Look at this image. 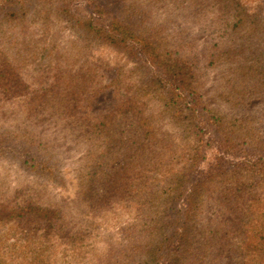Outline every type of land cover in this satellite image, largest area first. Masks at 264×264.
<instances>
[{
    "label": "trees",
    "instance_id": "16d2710c",
    "mask_svg": "<svg viewBox=\"0 0 264 264\" xmlns=\"http://www.w3.org/2000/svg\"><path fill=\"white\" fill-rule=\"evenodd\" d=\"M187 1L199 11L206 5L215 11L208 21L216 26L219 39L215 36L205 52L203 68L217 71L215 91H219L221 100L242 107L248 99L264 95V50L257 46L264 41V17L251 19L253 16L247 15L237 0H218L214 4L209 0ZM183 2L179 0V5ZM65 10L69 12L67 7ZM128 11L125 5L115 8L114 17L99 30L91 27L96 21L91 16L84 29L95 37L102 32L116 33L121 40L139 46L147 67L161 73L159 80L147 82L141 94L121 97L110 110L95 116L81 112L75 102L78 90L73 80L56 75L52 86L31 90L25 66L36 56L39 60L48 56L46 49H33L31 40L26 39L28 32L24 29L41 16L42 10L36 5L24 22L17 9L0 15V99H19L33 114L41 111L42 101L48 99L53 110L65 115L67 124L87 147L77 174L79 202L92 211L133 202L139 220L135 226L130 225L134 226L129 230L132 234L126 231V235L130 242L143 238L148 241L143 251L145 261L264 264V139L253 130V118L213 114L211 109L201 107L204 103L198 88L202 72L195 58L181 55L180 49L169 51V41L163 35L150 34L146 19L133 18ZM44 19L48 27L49 18ZM116 79L99 82L104 90L96 94L110 84L116 86ZM199 117L201 126L212 127L224 146L235 130L249 131L250 140L241 142L245 145L243 158L237 162L219 158L209 171L197 173V155L203 150L202 141L194 140L199 138L195 124ZM14 137L9 131L0 139L10 142ZM192 141L196 145H190ZM32 143L30 146L42 156L49 147L41 141ZM154 166L159 174L155 180L151 170ZM25 196L26 192L20 190L0 203V228L35 222L48 231L46 235L40 232L35 242L31 238L26 241L31 247L25 255L30 257V264H46L43 257L48 248L80 253L83 239L79 231L62 236L59 244L47 246L46 236L61 232L65 214L61 208L35 206ZM197 209L210 210L207 225L201 224L200 218L196 220ZM172 242L176 243L174 247ZM124 252H115L110 264L122 263L127 258ZM0 264L6 263L0 259Z\"/></svg>",
    "mask_w": 264,
    "mask_h": 264
},
{
    "label": "rangeland",
    "instance_id": "374dc122",
    "mask_svg": "<svg viewBox=\"0 0 264 264\" xmlns=\"http://www.w3.org/2000/svg\"><path fill=\"white\" fill-rule=\"evenodd\" d=\"M181 1L184 2L179 5V0H128L130 3L127 4L125 0H0V15L10 9H17L24 22L39 5L42 10L39 21L32 20L24 30L28 32L26 39L31 40L32 48L46 49L48 56L42 60L36 56L25 66L31 90L52 86L56 75L62 80H73L72 84H76L78 90L75 102L80 105L81 112L99 116L110 110L119 98L139 95L149 80H159L161 77L157 68L152 70L147 67L138 45L130 44L126 39L121 40L116 33L108 35L102 32L100 37H95L84 29L91 16L96 20L92 28L99 30L106 27L108 18L114 17V9L125 5L130 10L127 14H132L133 18L146 19V25L152 31L150 34L156 37L163 35L169 41V51L180 49L178 53L181 55L195 58L202 72L201 86L198 88L204 103L201 107L211 109L213 114L219 112L252 117L253 130L264 139V95L248 99L242 107L231 106L221 100L217 89L215 91L217 71L203 68L205 52L215 41V36L219 39L216 26L208 21L214 17V9L212 11L206 5L199 11L193 6L192 0V5L187 0ZM209 1L214 4L218 0ZM237 1L245 8L247 15L253 16L251 19L264 17V0ZM66 7L69 12H66ZM217 7L215 5V9ZM44 18H49L48 27L45 26ZM219 34L225 40L226 36L220 31ZM259 44L257 46L264 50V41ZM113 77L118 79L116 86L110 84L105 91L96 94L104 90L100 89L99 82H106ZM82 82L84 85H80ZM89 96L93 99H88ZM47 100L42 101L43 109L33 114L25 110V102L19 99H0V136H6L9 131L15 136L10 142L0 139V203L24 190L25 199L31 200L35 206L61 208L65 223L56 236H46L49 247L52 243L59 244L62 236L79 231L83 239L80 253L62 248L51 251L48 248L47 256L43 257L46 264H110L114 253H122L124 249L131 252H124L127 258L120 264H159L155 258L157 262L145 261L143 251L148 242L145 238L137 242H130L127 238L126 234H132L129 230L139 220L133 202L99 211H92L79 202L77 174L83 165L87 147L79 133L73 132L67 124L65 115L53 110ZM201 120L199 117L195 122L200 133L199 138L194 140L202 141L203 147L197 155V173L209 171L219 158L231 162L243 158L245 145L242 146L241 142L250 140L249 131L235 130L234 136L231 134L224 146L212 127L201 126ZM40 141L49 145L43 150V156L30 146L32 142ZM189 144L196 145L193 141ZM156 168L154 166L151 169L154 180L159 176ZM17 202L18 198L16 205ZM200 209L195 212L198 216L196 220L200 218L199 222L207 225L210 210ZM132 224L134 226L131 227ZM41 227L35 222L2 226L0 259L6 264H30V257L25 255L29 254L31 247L26 241L31 238L30 241L35 242L40 232L46 235L48 231ZM171 244L174 247L176 243Z\"/></svg>",
    "mask_w": 264,
    "mask_h": 264
}]
</instances>
